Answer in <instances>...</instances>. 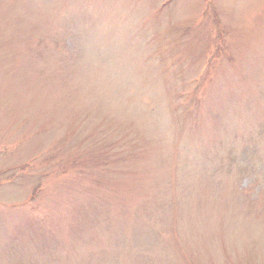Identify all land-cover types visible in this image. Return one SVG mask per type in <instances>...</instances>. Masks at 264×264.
<instances>
[{"label":"rangeland","instance_id":"rangeland-1","mask_svg":"<svg viewBox=\"0 0 264 264\" xmlns=\"http://www.w3.org/2000/svg\"><path fill=\"white\" fill-rule=\"evenodd\" d=\"M0 264H264V0H0Z\"/></svg>","mask_w":264,"mask_h":264}]
</instances>
